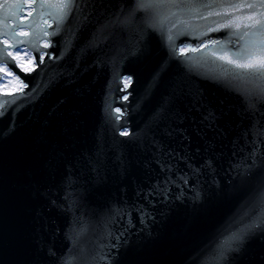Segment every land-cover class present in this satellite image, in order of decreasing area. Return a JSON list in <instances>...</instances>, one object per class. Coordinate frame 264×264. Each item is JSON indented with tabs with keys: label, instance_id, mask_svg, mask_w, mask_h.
I'll return each mask as SVG.
<instances>
[{
	"label": "water",
	"instance_id": "obj_1",
	"mask_svg": "<svg viewBox=\"0 0 264 264\" xmlns=\"http://www.w3.org/2000/svg\"><path fill=\"white\" fill-rule=\"evenodd\" d=\"M41 2L60 0H0V49L25 47L36 62L25 71L0 56L23 82L0 90V103L12 102L0 109V264H264V230L226 259L216 252L222 233L264 217V166L247 176L235 167L251 163L242 134L253 119L264 125V99L257 82L239 84L254 93L246 111L224 83L223 69L240 70L209 55L220 45L203 46L219 39L234 53L242 42L223 39L232 30L199 35L227 17L166 24L186 33L178 48L201 49L177 60L144 10L126 30L97 32L135 0H94L103 7L90 22L59 32L38 16ZM13 32L26 43L8 48ZM38 53L52 56L41 64Z\"/></svg>",
	"mask_w": 264,
	"mask_h": 264
},
{
	"label": "snow or ice",
	"instance_id": "obj_2",
	"mask_svg": "<svg viewBox=\"0 0 264 264\" xmlns=\"http://www.w3.org/2000/svg\"><path fill=\"white\" fill-rule=\"evenodd\" d=\"M15 7L22 8L23 5H17ZM37 7L39 9L38 16L42 18L47 15L53 18L57 24L56 31L59 32L61 30L60 26L65 21H70L68 30H72L74 25L79 26L90 22V19L96 14L97 8L103 6L97 5L94 0H60V2L55 4L41 2ZM137 9L150 13L148 26L159 32L165 46L169 50L170 57L177 60H179L180 55L186 54L187 51L198 52L201 49L198 47L187 49L178 48L175 43L176 39L186 33L184 31H177L173 34L170 29L165 31L166 24H170L173 28L183 26L187 30L192 28L190 21L196 16H199L203 20H207L210 17H227L223 22L217 21L216 27L200 32L199 35L204 36L209 31L218 32L222 29H229L232 31L226 32L223 37L226 43H233V36L242 42L241 46L232 54L226 50V44H221L219 39L209 38V43H204L203 46L204 48H209L210 46L215 47L220 45V51L223 54L217 55L216 51H211L209 55L216 56L217 59L224 61L226 64L233 65L234 69L240 70L223 69L228 74L224 79V83L231 90L238 91L244 97L246 111H255V106L251 103V95L254 94L253 91L248 88H242L239 84L257 82L258 87L255 93L264 99V0H251V2L245 0V2L241 3L233 2V0H135V7L127 13H125V6L121 4L118 6L117 11L108 14L104 22L97 25V32L103 34V32L109 29L116 28L126 30L130 25V19L134 11ZM101 14L103 15V13ZM17 27H20V25H17ZM5 28H7V24H5ZM41 31L44 36L50 35L45 30ZM12 39L14 40V44L8 45V48L17 47L18 45L26 43L24 40H17L15 38V32H13ZM48 46V44L44 45V47ZM19 51L21 49L17 47V52ZM10 54L6 49H0V56ZM38 54L40 55L41 64H43L45 55H48L50 59L52 56L50 53ZM63 55L64 53H61V57L59 58H62ZM180 62L182 64L186 63L185 61ZM19 66L23 68V64ZM23 70L29 71L30 69ZM129 83L130 81H125V84ZM10 103L12 102L5 101L4 103H0V109ZM2 114L0 112V115ZM259 123L256 119H253L250 127L242 134L246 141L248 136H251L252 140L250 141L251 150L247 154L251 163L235 166L238 174L241 176H247L255 168L264 166V150H262L264 148V125L258 127ZM123 134L129 135L127 132ZM211 164L212 162L210 160L205 161L207 167H211ZM193 171L199 172V169H193ZM180 179L185 184L188 183L187 176H181ZM257 230H264V217H259L247 224H241L234 229L222 233L217 240V254L221 258L226 259L229 252L238 251L246 240L255 234ZM112 238L111 234H109V243ZM114 238L119 242L121 236L116 235ZM116 246L110 243V247ZM49 254L55 255L51 250Z\"/></svg>",
	"mask_w": 264,
	"mask_h": 264
},
{
	"label": "rangeland",
	"instance_id": "obj_3",
	"mask_svg": "<svg viewBox=\"0 0 264 264\" xmlns=\"http://www.w3.org/2000/svg\"><path fill=\"white\" fill-rule=\"evenodd\" d=\"M30 11V8L27 9ZM21 51H11L12 55L16 58L17 63L23 64L22 69H31L36 65L32 52L25 47H20ZM0 69L3 70L4 74L0 76V90L3 92H10L19 89L23 82L19 77L14 74L6 65L0 64ZM18 77V79H17Z\"/></svg>",
	"mask_w": 264,
	"mask_h": 264
},
{
	"label": "bare ground",
	"instance_id": "obj_4",
	"mask_svg": "<svg viewBox=\"0 0 264 264\" xmlns=\"http://www.w3.org/2000/svg\"><path fill=\"white\" fill-rule=\"evenodd\" d=\"M20 88H22V86H21ZM20 88H19V89H20Z\"/></svg>",
	"mask_w": 264,
	"mask_h": 264
}]
</instances>
